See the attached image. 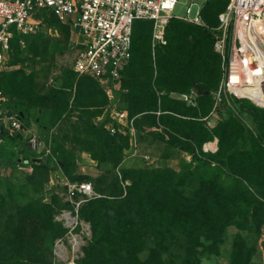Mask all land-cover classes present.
I'll use <instances>...</instances> for the list:
<instances>
[{"label": "trees", "instance_id": "trees-1", "mask_svg": "<svg viewBox=\"0 0 264 264\" xmlns=\"http://www.w3.org/2000/svg\"><path fill=\"white\" fill-rule=\"evenodd\" d=\"M225 4L226 2L222 0H208L203 7L202 19L205 25L202 27L196 24H186L176 18L169 20L165 29L166 43L160 44L154 49L153 58L157 68L154 80H151V34L148 37L146 32L142 30L139 35H135L134 26L132 29L131 60L122 73L120 87L115 96L118 99V107L124 109L129 118H133L138 140L140 139L139 128L142 123H147L150 126H162L169 136L171 135V141L164 148L162 157L168 156L171 149L176 145H179L180 150L190 154L192 159L199 163V166L208 164L213 160L224 164L225 159L228 157V162L232 165L231 169H228L230 171L228 174L234 181V185L232 189L231 186L227 188L228 192L231 191L230 198L227 200H223L218 191L211 185L213 180H217L216 175L220 176L221 173L219 172H215L212 177L210 176L209 185L202 183L201 180V189L193 192L189 197L184 196L181 192L174 193L167 187L166 184L170 174L168 168L161 170H155V168H145L146 170L141 168L120 169L118 166L121 161L128 158L125 154L129 146L128 134L110 135L105 125L111 120L106 114L103 115L101 122L91 123L92 118L99 116L102 109L105 110L109 102L108 98L94 80L87 76L77 78L71 67L70 73L72 80L74 79L75 82V94L72 101L68 105L66 100H58L57 97L54 102L55 106H52L49 110L53 113L58 109L57 112H59L58 107L68 106L72 110L80 111V117L83 119L84 124L81 128L77 127L70 132V141L74 143L75 147L79 148V153H88L90 158L97 162L99 170V165L102 162L110 165L112 169L116 168L113 181L117 186L127 179L133 181L126 188L124 197L107 196L104 198V204L100 206L96 205L100 197L89 199L82 204L86 206V203L96 202L94 207L84 208L83 212L89 211V217L95 216L100 220L99 228H101L100 226L104 227V229H100L103 234L96 240L97 243L107 249L102 255L101 250L98 252L97 260L102 259L101 264L106 263L103 259L114 260L117 256H130L137 260L136 255L145 250L146 247L147 239L144 236L146 227L156 228L157 232L161 234L171 231V229H178L179 232L187 236V250H191V253L187 254L185 264L198 263L197 255L204 253L197 250V247L200 246L203 251L206 249L207 252L219 256L221 254L220 247L226 239V231L231 226H234L238 231L244 230L255 234L256 239L260 236V224L264 222V165L259 160V164H255L254 160L250 166L252 172L250 170L245 172L244 162L235 163L237 160L235 154L231 153L229 155L226 153V141H230V145H232L238 137L240 138L241 133L240 131H234L227 134L228 123L225 121L219 123L212 130H200L196 135L199 129L198 124L201 126L202 118L212 108V102L209 99L210 90L216 87L223 73L221 59L218 53L213 51V43L217 34V31L214 30L218 24L217 14L224 9ZM42 14L57 20L56 17L45 11H41L38 15ZM139 21L147 22L146 20ZM66 28L69 29L67 26ZM194 33L197 34L194 36L196 40L190 42L188 37L194 35ZM28 36L15 33L11 41L10 53L14 48L20 47L19 40H24V44H27ZM136 62L139 63L140 67L132 71ZM4 75V72L0 73V87L6 97L7 93L2 81ZM58 80L54 78V83L50 87L62 91L64 89L62 81L60 82L61 86H55ZM192 81L199 83L202 90L208 92L207 95L199 96L195 108L187 107L184 103L168 96L172 92L183 93L187 91L192 87ZM204 82L209 84L204 86ZM162 92L165 94H162ZM58 95L60 94L58 93ZM36 104L37 110L41 109L47 112V109H43V98L39 96ZM4 109L7 110L8 114H17L24 128L26 124L24 122L25 112H23L19 103H12L6 97ZM88 109L91 112L84 114V111H89ZM253 111L256 112L258 117L257 123L260 130L264 132V109L254 107ZM157 112H159L158 117ZM54 116L56 115L54 114ZM156 118L158 119L157 122ZM237 122L231 126H238ZM114 125L117 126L115 123ZM172 133H178L187 139H180L174 143ZM199 135H205L206 138H198ZM211 137H217L219 141V149L215 155L209 152L204 153L194 145V142H198L200 145L202 141ZM59 145L57 144V150H55L57 146L54 145L55 147H53L50 156L52 155L53 160L61 165L64 174L69 179L68 181L90 182L93 190L98 193L94 189L91 181L92 177L85 175L71 176L73 167H75V156L79 153L73 159H65L60 155L62 148ZM258 147L259 150H256V152L264 157V150L261 146ZM133 158L145 161L140 156L128 159ZM258 159L260 158L258 157ZM66 160L69 161V164ZM28 164L34 170L33 176L40 175L47 179L46 175L49 167L44 162L39 163L30 160ZM65 165H69L70 169H67ZM190 174L193 180L197 181L199 179L196 169ZM157 175L162 176L160 180H156L155 176ZM150 194L154 199L158 197L160 200L155 206L151 198H148ZM44 203L42 204L48 205V203ZM65 205L69 209H74L70 202H66ZM27 207L28 205H25L22 209L26 210ZM38 213L42 218L45 230L51 232L52 226H50V221L45 218V213L42 210H39ZM103 214L106 217H101ZM210 218L212 220L207 223ZM258 218L260 223H257L256 219ZM55 226L58 227V225ZM238 231L234 234L235 236L230 245L229 263L249 264L252 260L251 256L255 253V248L254 246H246V242L239 237ZM14 232L17 233L16 237H18L13 239L14 242L18 244L20 241L23 245L21 231L15 230ZM54 233L61 236L62 230H54ZM202 238L208 241L206 245L204 240H201ZM153 241L154 245L160 248L162 240L155 239ZM21 248L22 246L19 245L18 251L20 253H22ZM100 249L102 248L100 247ZM88 250L86 258L88 256L92 257L91 252L89 253ZM7 253L5 251L4 254H0V260H5ZM157 256L156 261L159 264H172V262L163 261L160 255Z\"/></svg>", "mask_w": 264, "mask_h": 264}, {"label": "rangeland", "instance_id": "rangeland-1", "mask_svg": "<svg viewBox=\"0 0 264 264\" xmlns=\"http://www.w3.org/2000/svg\"><path fill=\"white\" fill-rule=\"evenodd\" d=\"M204 4V2L199 0H177L172 15L177 17L187 16L192 19L195 17L198 8L201 9V14H203ZM36 21L38 24L29 34L27 44L12 50L9 55L10 59L7 69L3 71L5 75L2 81L7 93L6 97L12 103H19L21 109L27 112L26 120H28L26 125L28 127L31 126V123L32 125L38 123L40 129L37 130L33 127L35 130L30 129V133H25V131L23 133L24 137H22L23 134H20V136L15 135L17 139L13 138L12 140L17 142L21 138L25 142L18 140L24 150L16 151V155H13L12 147L7 142L2 144V149H5L8 156L7 158L5 157V160H3L4 158L2 159V165L10 168L4 169V175L0 174V254H4L5 251L8 252L7 255L5 254L6 259L0 260V264H101L102 259L97 260L98 252L101 250L102 255L107 249L96 242L97 238L103 234L100 231L102 226L99 228L100 220L95 216L89 217V211L87 210L83 212L84 208L94 207L96 202L86 203V206L85 204L82 205L83 202L80 209L78 208L79 210L77 209L76 212L74 209L67 208L65 204L68 201L65 199L66 190L64 185H53L47 192H43L40 184L47 179L40 175L33 176V168H30L29 164L26 163V160H35L39 163L44 162L45 165L49 166L48 163L51 158H49L50 156L47 155L44 148L49 149V152L52 153L53 147L57 146V144H60L59 146L62 148L60 150L62 157L73 159L80 150L70 141V132L77 127L81 128L84 124L83 119L80 117V111L72 110L68 106L58 107L59 112H57L58 109L53 113L49 112L50 108L55 106L54 102L57 97L58 100H66L69 105L75 94V82L74 79L72 80L70 73V66L74 58V51L70 45L72 33L65 25L46 14L36 16ZM183 22L193 24L187 21ZM133 27L135 35H139L144 30L149 37L152 32L151 21L141 22L137 20L134 21ZM195 35L197 34L194 33V35L188 37L190 42L196 40ZM151 59V80H154L157 68L152 55ZM139 67V63L136 62L132 71L139 69ZM51 77L59 79L57 85H55L57 87L61 86L60 82L62 81V84H64L62 91L55 90L50 85H47V80ZM221 80L222 76L221 79L219 78L216 87L210 90L209 99L212 102V108L202 118L201 126L198 124L199 129L196 135L200 130H212L219 123L227 122V134L240 131L241 135L232 145H230V141H226V153L229 155L234 153L237 158L235 163L244 162V171H251L250 166L254 160L255 164L261 162L264 165V157H261L256 152V150H259L258 146H261L262 150H264V132L260 130L257 123L258 117L256 112L253 111L254 107L259 109H264V107L254 104L251 100L241 98L243 96L236 92V95L224 90L219 92ZM139 82L141 83L140 80ZM150 82L152 83V81ZM195 84L201 87L199 83L192 81V87L187 91L183 93L172 92L168 96L184 103L187 107L195 108L199 96L203 95L196 92ZM203 84L206 86L209 83L204 82ZM162 94L165 93L162 92ZM39 96L43 98V109H47V112L44 110L40 114L36 108V101ZM89 112L91 111H84V114ZM156 114L158 117L159 112ZM103 115L104 109H102L99 116L90 120L91 123L96 122ZM157 121L158 119L156 118ZM236 122L238 126L232 127L231 125ZM164 129L162 126H150L147 123H142L139 128L138 153L148 156L149 161L124 158L118 167L120 169L141 168L144 170H146L145 168H155V170L168 168L170 174L166 184L167 187L174 193L181 192L184 196L189 197L193 192L201 189L202 183L209 185L210 176L212 177L215 172H219L221 173L220 176L216 175L217 180H213L211 185L214 186L223 200L230 198L231 191L228 192L227 188L231 186L232 189L234 181L228 174L230 173L228 169L230 170L232 167L228 162V157L225 159L224 164L213 160L210 163L208 162L209 165L202 164L199 166V163L195 162L190 154L180 150L179 145L173 147L168 156L162 157L164 148L171 141V135L169 136L165 131L166 129ZM10 132H13L12 134L20 133V131L11 129ZM37 134L41 135L39 138L41 142L38 141L39 144L36 142ZM172 136H174L172 137L174 143L180 139H187L178 133H172ZM4 137H2L3 141ZM198 138L203 139L206 136L199 135ZM194 145L204 153L209 152L214 155L219 149L217 137L208 138L202 141L200 145L198 142H194ZM57 148L58 146L55 147V150ZM66 161L69 164V161ZM106 164L102 162L99 165L100 173L98 175L95 173L93 177L90 176L92 177L91 181L94 189L100 197V199L98 198L97 206L104 204V198L107 196L124 197L126 188L133 182L127 179L120 182L117 186L114 184L115 181H113L116 168L112 169L110 165ZM52 165L56 166L57 164ZM65 166L70 169L69 165ZM195 169L199 177L197 181L193 180L190 174ZM155 177L156 180H160L162 176L157 175ZM201 180L203 181L202 183L200 182ZM43 193H47L46 196L50 197L45 199V195L41 196ZM49 198L50 202L48 201ZM148 198H151L154 206L160 201L158 197L154 199L151 194ZM40 202H47L48 205H43ZM25 205H28V207L23 210L22 208ZM39 210H42L45 213V218L50 221L51 232L45 230L42 218L38 213ZM81 212L83 213L81 214ZM101 217L104 218L106 215L103 214ZM91 218L93 219L91 220ZM210 220L212 218L207 220V223ZM256 220L258 223L259 218ZM55 225H58V227ZM59 229L62 230L61 236L54 233V230ZM145 229L146 247L145 250L136 255L137 260L130 256H117L114 260L103 259L106 263L102 264H159L156 261L157 255H160L165 262L185 264L187 254L191 253V250H187V236L179 232L178 229H171V231L163 234L157 232L156 228L150 229L146 227ZM15 230L21 231L23 245L20 241L18 244L14 242L13 239L18 238L16 237L17 233L15 234L14 232ZM259 230L260 236L256 239L255 234L244 230L238 231L234 226L229 227L226 231L225 242L220 247L221 254L216 256L214 253L207 252L206 249L203 251L201 246L197 247L199 252H204L197 255V264H230V245L237 231L240 235L239 237L246 242V246H254L255 248V253L251 256L252 260L249 264H264V222L260 224ZM155 239L162 240L160 248L154 245L153 240ZM201 240H204L205 245L208 243L204 238ZM19 245L22 246V253L18 251ZM87 250L89 253L91 252L92 257L88 256L86 258Z\"/></svg>", "mask_w": 264, "mask_h": 264}, {"label": "built area", "instance_id": "built-area-1", "mask_svg": "<svg viewBox=\"0 0 264 264\" xmlns=\"http://www.w3.org/2000/svg\"><path fill=\"white\" fill-rule=\"evenodd\" d=\"M199 1L206 3L208 0ZM222 1L226 4L217 14L218 24L214 28L217 31L214 50L220 56L223 70L219 92L224 90L236 95V88L247 85L248 73L255 86L264 92V0ZM176 3L177 0H0V73L7 69L14 34L29 35L38 24L36 16L41 11L56 17L72 33V72L77 78L87 76L94 80L108 98L104 114L111 121L105 125L106 130L110 135L128 134L126 156H140L148 162V156L138 153L139 141L133 118L118 107L115 94L131 60L134 21L152 22V56L156 46L165 44V29L171 18L205 25L200 8L192 19L173 16ZM24 43L19 40L20 46ZM53 83L54 78H49L48 85ZM5 102L0 87V126L7 123L10 129L21 131L20 118L15 113L8 114L4 109ZM102 119L98 118L95 123ZM2 142L0 133V147ZM62 181L65 199L75 212L83 202L99 197L90 182Z\"/></svg>", "mask_w": 264, "mask_h": 264}, {"label": "crops", "instance_id": "crops-1", "mask_svg": "<svg viewBox=\"0 0 264 264\" xmlns=\"http://www.w3.org/2000/svg\"><path fill=\"white\" fill-rule=\"evenodd\" d=\"M47 85H48V82H47ZM41 111H42L41 109H38V113L39 114L41 113ZM23 112H25L24 113V119H25L24 122H27V120H28V119L26 120V118H27V114L26 113L27 112L24 111V110H23ZM25 125H24V128L18 134L17 133L12 134L13 132H10V127H8L7 123L3 124V126H0L1 136L2 137L5 136L4 137V141L2 142V144L4 142H7V144L12 147L13 155H16V151H21L22 149L24 150V148L21 147L20 141H18V140H21V138L18 139L17 142H16V140H12L13 138L17 139V137L15 135H19L20 136V134L22 135L25 131H26L25 133H30L31 132V131H29L30 129H32V130H35V129L39 130L40 129V126L38 125V123L36 125H32V123H31L30 127H28L27 125L25 126ZM33 136L36 138L35 135H33ZM37 136L38 137L36 138V140L38 142V141H40L39 138L41 137V135L37 134ZM22 137H24V134H23ZM23 140L24 139H22L21 141L24 142ZM17 148H20V149H17ZM44 150L47 153V155L50 156L51 153L47 152L46 148H44ZM9 156H10V154H9ZM5 157L7 158L8 156L6 154L5 149L4 148L2 149V146H1V148H0V174H3L4 169L7 170L8 168H10L9 166L2 165V159L4 158L3 160H5ZM49 158H51V159L49 160V163H48L49 170H48V173H47V180L45 182H43L42 184H40L41 187H42V191L43 192H47V190L51 189L53 187V185H55V186L56 185H62L63 186V184H64V181H62L63 179H65L67 181L69 180L67 178V176L64 174L61 165H59V163H57L55 160H53L54 158L52 157V155ZM28 161L26 160V163H28ZM52 161H53V163H52ZM52 164H57V165L55 166V165H52ZM28 166L30 168H32L31 165H28ZM95 173H97V175H98L100 173V170L97 167V162L92 160L88 153L81 152V153H79L78 155L75 156V167H73L71 176H73V177L75 176L76 177V176H84L85 175V176H92L93 177V175H95ZM46 194L47 193H43L41 196L43 197L45 195V199H46V197H50V196H46ZM48 201L50 202V198L48 199ZM45 203H47V202H45Z\"/></svg>", "mask_w": 264, "mask_h": 264}, {"label": "bare ground", "instance_id": "bare-ground-1", "mask_svg": "<svg viewBox=\"0 0 264 264\" xmlns=\"http://www.w3.org/2000/svg\"><path fill=\"white\" fill-rule=\"evenodd\" d=\"M246 80L248 82L247 85L236 88L234 92L249 98L254 104L264 107V92L259 87L255 86L254 79L249 73Z\"/></svg>", "mask_w": 264, "mask_h": 264}, {"label": "water", "instance_id": "water-1", "mask_svg": "<svg viewBox=\"0 0 264 264\" xmlns=\"http://www.w3.org/2000/svg\"><path fill=\"white\" fill-rule=\"evenodd\" d=\"M194 87H195V90H196V92H197L198 94H205V95L208 94V92H207V91H203L199 85H196V84H195Z\"/></svg>", "mask_w": 264, "mask_h": 264}]
</instances>
